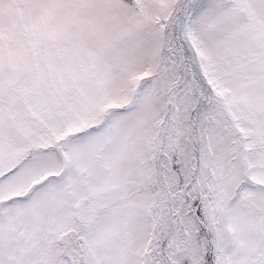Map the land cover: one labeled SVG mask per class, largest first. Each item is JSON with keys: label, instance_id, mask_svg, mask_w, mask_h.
<instances>
[{"label": "snow or ice", "instance_id": "obj_1", "mask_svg": "<svg viewBox=\"0 0 264 264\" xmlns=\"http://www.w3.org/2000/svg\"><path fill=\"white\" fill-rule=\"evenodd\" d=\"M0 264H264V0H0Z\"/></svg>", "mask_w": 264, "mask_h": 264}]
</instances>
